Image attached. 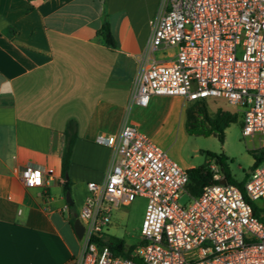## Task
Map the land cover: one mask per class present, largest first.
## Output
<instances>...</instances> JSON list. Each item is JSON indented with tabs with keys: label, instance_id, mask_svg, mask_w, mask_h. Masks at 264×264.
Wrapping results in <instances>:
<instances>
[{
	"label": "built area",
	"instance_id": "obj_1",
	"mask_svg": "<svg viewBox=\"0 0 264 264\" xmlns=\"http://www.w3.org/2000/svg\"><path fill=\"white\" fill-rule=\"evenodd\" d=\"M154 95L183 102L216 97L232 106L260 157L243 189L227 182L211 157V182L198 196L186 191L187 169L131 117L134 106H147ZM95 142L110 148V161L101 183H87L78 211L82 245L71 264H264V0H160L119 131H100ZM53 173L46 166L21 170L27 187L46 184ZM183 193L191 198L186 206L178 203ZM136 196L147 200L140 240L121 256L105 244L104 230L111 205Z\"/></svg>",
	"mask_w": 264,
	"mask_h": 264
},
{
	"label": "crops",
	"instance_id": "obj_2",
	"mask_svg": "<svg viewBox=\"0 0 264 264\" xmlns=\"http://www.w3.org/2000/svg\"><path fill=\"white\" fill-rule=\"evenodd\" d=\"M159 1L0 0V264H71L78 256L70 215L78 217L87 183L105 178L111 152L95 137L119 131ZM104 22L114 47L100 34ZM71 118L74 206L64 210L61 153ZM26 166L54 173L27 187Z\"/></svg>",
	"mask_w": 264,
	"mask_h": 264
},
{
	"label": "rangeland",
	"instance_id": "obj_3",
	"mask_svg": "<svg viewBox=\"0 0 264 264\" xmlns=\"http://www.w3.org/2000/svg\"><path fill=\"white\" fill-rule=\"evenodd\" d=\"M174 49L155 52L157 58L164 57ZM207 110L214 113L217 109L233 112L232 106L223 98L209 97L205 100ZM188 102L178 96L154 95L147 107L134 106L131 117L140 121L139 131L153 143L164 149L168 156L182 168L189 169L202 164L212 163L205 151L223 153L230 176L236 181L243 180L252 167L253 144L248 137L242 136L241 119L230 124L224 131L221 144L216 135L208 136L189 133L185 128L184 109ZM146 198L136 196L129 204L111 205L110 222L105 228V236L122 238L126 245H137L146 206ZM191 201L186 193L180 195L178 203L186 206ZM255 204L262 203L261 200Z\"/></svg>",
	"mask_w": 264,
	"mask_h": 264
},
{
	"label": "trees",
	"instance_id": "obj_4",
	"mask_svg": "<svg viewBox=\"0 0 264 264\" xmlns=\"http://www.w3.org/2000/svg\"><path fill=\"white\" fill-rule=\"evenodd\" d=\"M100 34L103 41L109 47H114L115 42L110 34L107 24L104 22L100 30ZM185 128L189 133L198 135H211L214 134L223 143L224 131L238 119L236 113H232L228 110L217 109L214 113H210L207 110L206 103L204 100H196L188 102L184 109ZM77 138V123L75 119H68L63 130V147L61 153V175H62V193L65 195L66 191L70 190L71 181L68 177V170L71 164V157L73 152L74 143ZM206 156L212 157L220 165L227 182L232 183L243 189L244 183L246 182L249 173H246L243 180L236 181L230 176L228 166L226 163L227 157L223 153H214L205 151ZM254 161L252 169L260 160V157L253 153ZM188 182L185 186L186 191L192 196H198L204 185L211 182V171L206 164L199 165L197 167H191L187 169ZM73 203L68 204V208H73ZM253 210L258 215L257 204L253 203ZM77 218L76 215H70V224ZM105 244L115 253L121 256H128L130 251L136 246H127L122 238L116 236H106ZM101 240V239H99ZM103 240V239H102Z\"/></svg>",
	"mask_w": 264,
	"mask_h": 264
},
{
	"label": "water",
	"instance_id": "obj_5",
	"mask_svg": "<svg viewBox=\"0 0 264 264\" xmlns=\"http://www.w3.org/2000/svg\"><path fill=\"white\" fill-rule=\"evenodd\" d=\"M250 172V169L247 171V173ZM221 182H225L224 179L221 180ZM65 201L67 204H71L72 203V199L70 197V191H66L65 193ZM73 229L77 235V237L79 239H81L82 237V234H83V230H84V226L83 224L81 223L80 219L77 217L75 218L74 222H73Z\"/></svg>",
	"mask_w": 264,
	"mask_h": 264
}]
</instances>
